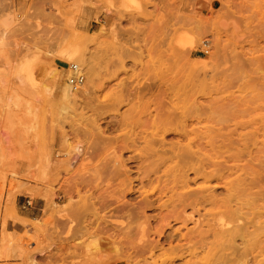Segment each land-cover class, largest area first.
<instances>
[{
	"label": "rangeland",
	"instance_id": "obj_1",
	"mask_svg": "<svg viewBox=\"0 0 264 264\" xmlns=\"http://www.w3.org/2000/svg\"><path fill=\"white\" fill-rule=\"evenodd\" d=\"M72 64L85 78L71 84L69 100ZM172 83H194L193 96L205 105L183 144L201 143L210 130L214 147L202 142L217 162L264 171V0H0V264H184L206 256L142 253L136 237L145 217L115 212L123 197L138 203L157 185L131 195L109 168L129 156L133 133L150 132L144 106ZM173 130L168 141H177ZM226 132L248 150L223 147L218 135ZM206 179L228 198L227 177ZM239 206L243 221L261 216L264 225V198ZM156 224H145V240L158 239ZM253 242L264 244V229Z\"/></svg>",
	"mask_w": 264,
	"mask_h": 264
},
{
	"label": "bare ground",
	"instance_id": "obj_2",
	"mask_svg": "<svg viewBox=\"0 0 264 264\" xmlns=\"http://www.w3.org/2000/svg\"><path fill=\"white\" fill-rule=\"evenodd\" d=\"M81 12L84 16L82 18L84 22L89 13L84 8ZM64 56L69 60H76L67 52L64 53ZM79 69L83 72L81 68ZM52 71L58 73L56 70ZM71 74L74 72L72 71ZM87 74V81H89L92 78V73L88 72ZM195 88L194 83H188L184 86L176 83H172L170 86L166 85L165 91L158 98L150 100L144 106L143 112L147 119L144 120L150 128V132L143 130L133 133L129 137L128 146H126V142L129 140L124 143L126 145L123 148V150L127 148L126 151L129 149V156L127 155L126 159L121 157L116 160L118 162L113 166V171L110 168L109 170L117 174L118 179L119 176L122 177L121 183L123 182L126 193L131 195L135 192H141L147 184L155 185L156 183L157 185L152 189V195L147 193L145 198L138 203L127 201L123 197L116 202L118 207L115 212L125 214L130 221L141 216L145 217V222L140 225L141 236L136 237V243L138 242L140 245L142 253L147 250L150 255H156L158 251L159 254L171 251L177 255L185 250L195 255L198 250H201L206 252L205 263L202 261L205 257H201L184 264H262L260 262L264 256V244L253 242L264 229L261 216H254L249 221H243L244 216L239 204L246 198L255 201L259 199L261 201L264 198V190L262 189L264 171L260 169L248 171L247 165L230 167L226 161L217 162L216 158L213 157V149H209L202 142V140H207L206 142L214 147V136L210 130H207L204 135H199L201 143L195 141L197 144H194L192 137L188 143L186 142L187 144H183L182 138L187 136L190 131L192 133L195 130L192 128L196 125L194 123L203 119L199 112L205 108L203 107L205 105L199 103L193 96ZM74 90L75 88L70 82L66 83L65 92H63L65 98L74 99ZM143 93L140 90L137 95ZM95 107L97 108L98 105ZM206 107L209 111L212 110V102L206 101ZM226 107L228 108L227 105ZM144 123L139 124L145 128L146 123L145 126ZM197 123L200 124V122ZM110 125L111 122L107 123L104 129L107 131L114 127H110ZM171 125L177 128L173 130L174 127ZM168 129L170 132L173 130L172 133L177 135V141L167 140ZM218 137L224 141L225 146L223 147L227 150H231L232 146L235 145L237 154L245 153L248 150V145L242 138L237 139L233 144L232 133L230 132L220 133ZM140 142H144L145 146L140 147L138 144ZM76 149L78 148L75 147L73 152ZM130 152L133 154L130 155ZM258 153L256 151V154ZM252 154L253 152L250 151L248 155L254 157ZM234 171H245L244 174L246 175H239L236 181L228 180ZM191 173L193 177L190 176ZM110 176V178L116 177L113 174ZM214 177L223 180L227 177L228 183L224 182L226 189L223 187L226 193L230 192L228 198H220L216 194V186H212L211 182V186L207 185L208 183L203 184L205 178L209 182V179H214ZM200 178H203L201 186L193 187L192 183L198 184ZM256 188L258 191L255 190ZM226 204H229L230 207ZM223 207L226 208L224 212L213 213L216 208ZM105 209H110V206H106ZM148 210L157 213L148 216L146 215ZM202 210L206 213H202ZM226 216H229L230 219L227 220ZM150 218L157 222L152 228L153 233L158 236L155 241L144 239L145 224L147 226V223H150ZM104 222L107 224L109 220ZM172 222H177L180 226L174 229ZM188 222L193 223V227L190 229L187 228ZM183 228L186 229L185 232L182 231ZM113 236L112 234L109 235L111 238ZM238 240H240L239 244H237ZM250 240H252L251 246H249ZM174 243L175 245H173ZM165 245L169 247L164 248ZM174 262L175 260H172L165 264H174Z\"/></svg>",
	"mask_w": 264,
	"mask_h": 264
},
{
	"label": "built area",
	"instance_id": "obj_3",
	"mask_svg": "<svg viewBox=\"0 0 264 264\" xmlns=\"http://www.w3.org/2000/svg\"><path fill=\"white\" fill-rule=\"evenodd\" d=\"M72 70L74 74L69 78L71 84H81L84 81V74L80 71L77 64H72Z\"/></svg>",
	"mask_w": 264,
	"mask_h": 264
},
{
	"label": "crops",
	"instance_id": "obj_4",
	"mask_svg": "<svg viewBox=\"0 0 264 264\" xmlns=\"http://www.w3.org/2000/svg\"><path fill=\"white\" fill-rule=\"evenodd\" d=\"M9 222H7V230H11L10 228H9ZM21 226H22V224L21 223H19ZM12 231H17V232H20L19 230H17V229H13Z\"/></svg>",
	"mask_w": 264,
	"mask_h": 264
}]
</instances>
